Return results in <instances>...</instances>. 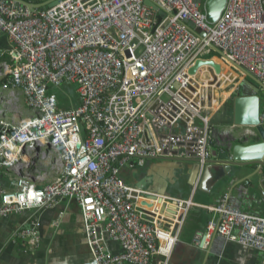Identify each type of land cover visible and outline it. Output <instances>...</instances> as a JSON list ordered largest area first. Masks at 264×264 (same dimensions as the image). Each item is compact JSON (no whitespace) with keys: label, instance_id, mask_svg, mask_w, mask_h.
Returning <instances> with one entry per match:
<instances>
[{"label":"built area","instance_id":"obj_1","mask_svg":"<svg viewBox=\"0 0 264 264\" xmlns=\"http://www.w3.org/2000/svg\"><path fill=\"white\" fill-rule=\"evenodd\" d=\"M149 1L157 9L145 0H57L43 8L0 0V32L10 41L0 102L24 99L32 112L19 122L0 118V168L14 175L12 189L0 184V218L77 204L91 257L73 264H173L186 212L197 204L162 196L157 203L121 168L146 160L206 165L216 138L210 90L225 68L234 74L225 86L231 95L249 78L264 92V0H227L213 23L202 0ZM198 59L221 71L203 64L190 74ZM64 85L74 86L78 104L61 105L56 91ZM259 106L264 127L260 99ZM242 127L256 137L253 126ZM204 207L215 218L195 237L199 246L217 236L259 251L264 264L263 216L242 211L230 194ZM16 236L39 243L34 224Z\"/></svg>","mask_w":264,"mask_h":264},{"label":"crops","instance_id":"obj_2","mask_svg":"<svg viewBox=\"0 0 264 264\" xmlns=\"http://www.w3.org/2000/svg\"><path fill=\"white\" fill-rule=\"evenodd\" d=\"M41 1L38 0L37 3ZM9 49L8 37L0 32V65L9 62ZM2 83L1 79L0 98L8 94V91L2 88ZM65 87L73 88L76 103L70 101V104L66 105L65 100L58 95L61 91L58 89L57 95L60 97L61 105L67 107L78 104L74 86L64 85L62 89ZM223 106L231 108L230 125L221 128L213 125L216 129V138L211 149L217 151L225 149L229 142L233 144L255 142L251 141L252 138L249 136H245V128L235 130L233 102ZM217 107L220 109L222 105ZM0 111V118L11 122H19L32 114L24 99L13 107L3 108L0 102ZM200 167L189 160H146L142 166L132 165L131 162L125 163L121 168V175L130 185L142 188L150 194L164 198H190L197 204L186 212L171 254L173 264H259L261 253L247 246L224 241L217 236L205 240L202 246L195 242V237L204 232L207 222L215 218V215L204 206L217 204L224 194H230L233 203L242 211L264 217V191L259 183L250 182L247 187L236 184L234 176H227V170L220 177L219 173L215 172L217 179L210 175L204 180ZM232 168L239 169L238 166ZM259 174L263 179L264 166L259 168ZM0 184L7 189L14 187V175L8 168H0ZM33 224L39 243L33 246L23 244L16 234ZM105 244L110 252L120 251L118 243L108 238ZM90 257L82 216L77 204L73 202L61 201L51 207L26 209L0 218V264H73L88 260Z\"/></svg>","mask_w":264,"mask_h":264},{"label":"water","instance_id":"obj_3","mask_svg":"<svg viewBox=\"0 0 264 264\" xmlns=\"http://www.w3.org/2000/svg\"><path fill=\"white\" fill-rule=\"evenodd\" d=\"M16 3L24 5L28 8H43L44 6L50 7L56 4L57 0H42L37 3L38 0H14ZM227 0H204L203 11L205 13L206 20L208 22H215L222 10L226 5ZM145 4L152 6L157 9V6L149 0H145ZM163 12L158 9L157 19H161ZM202 36L204 33L202 32ZM209 64L215 68L216 73H219L220 66L214 63L212 60H201L195 61V64L189 68V73L193 74L200 65ZM174 86H177L174 83ZM241 91L234 93L232 99L233 102V123L238 127L242 126H253L258 135L261 138L259 142H252L249 144H233L232 142L226 145L225 149L222 150H211V159L206 165L201 168L203 179H207L210 175L213 177H220L223 173L227 176H234L236 184L248 186L250 182L252 184L259 183L264 191V178H260L259 168L264 166V160L261 158L264 156V127L259 121V97L257 95L259 87L252 80L244 79L240 86ZM194 162L192 160H189ZM196 163V162H195ZM238 166L239 169H233L232 167ZM215 172L219 173L217 177ZM235 172H237L235 174ZM231 173H233L231 175ZM239 177V178H238ZM202 179V180H203ZM237 179V180H235ZM152 197V196H151ZM157 203H161V196H154ZM165 205H161V210L164 209Z\"/></svg>","mask_w":264,"mask_h":264},{"label":"rangeland","instance_id":"obj_4","mask_svg":"<svg viewBox=\"0 0 264 264\" xmlns=\"http://www.w3.org/2000/svg\"><path fill=\"white\" fill-rule=\"evenodd\" d=\"M202 1H204V0H202ZM201 9H203V8H201ZM219 77L221 79H224L222 84L218 88H215V89L213 88L210 90V95L212 97V100H214V104L212 106L213 107L212 112L214 114H213V117L211 119V124L214 126H217L218 128H221V126L230 125L231 108L228 106H223V105H226L229 103L232 104V99H233L234 95L230 94L232 87H225L227 85V83L230 82L227 80L229 77H227V75H224L222 72L219 73ZM58 95L62 99L65 100L66 105H69L70 101H71V103H76L73 88L69 89L68 87H65V88L61 89V91L58 93ZM257 95L260 99L261 106L263 107L264 106V92L262 91V89H260L258 91ZM218 105L219 106L222 105V108L218 109V107H217ZM251 129L254 132V134L256 135V137L252 138L251 141H255V142L261 141V138L258 135L257 130L254 127H251ZM235 130L236 131L240 130V127H236Z\"/></svg>","mask_w":264,"mask_h":264},{"label":"bare ground","instance_id":"obj_5","mask_svg":"<svg viewBox=\"0 0 264 264\" xmlns=\"http://www.w3.org/2000/svg\"><path fill=\"white\" fill-rule=\"evenodd\" d=\"M216 60H217V59H216ZM218 62L221 63L220 61H218ZM222 65H223V64H221V66H222ZM223 66H224V65H223ZM224 70H225V71H224V72L222 71V73H223L224 75H227V77H229V78L227 79L228 81H231V78L234 77V74H233V73H228V72H227V68H225ZM229 74H230V75H229ZM230 77H231V78H230Z\"/></svg>","mask_w":264,"mask_h":264},{"label":"trees","instance_id":"obj_6","mask_svg":"<svg viewBox=\"0 0 264 264\" xmlns=\"http://www.w3.org/2000/svg\"><path fill=\"white\" fill-rule=\"evenodd\" d=\"M58 91H56V93H57ZM58 96V95H57Z\"/></svg>","mask_w":264,"mask_h":264},{"label":"flooded vegetation","instance_id":"obj_7","mask_svg":"<svg viewBox=\"0 0 264 264\" xmlns=\"http://www.w3.org/2000/svg\"><path fill=\"white\" fill-rule=\"evenodd\" d=\"M222 72V71H221Z\"/></svg>","mask_w":264,"mask_h":264}]
</instances>
